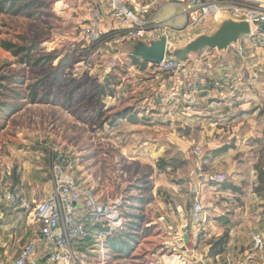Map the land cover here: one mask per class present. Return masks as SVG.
Returning a JSON list of instances; mask_svg holds the SVG:
<instances>
[{"label":"rangeland","instance_id":"374dc122","mask_svg":"<svg viewBox=\"0 0 264 264\" xmlns=\"http://www.w3.org/2000/svg\"><path fill=\"white\" fill-rule=\"evenodd\" d=\"M31 1L32 7L18 15L0 14V40L30 46L36 57L53 54L58 58L48 65H26L0 48L1 73L22 74L27 84L48 76L46 87L50 88L52 73L60 58L71 53L73 57L64 68L60 82L52 88L60 96L52 97L47 103L19 106L18 112L5 119L0 129V168L6 167L3 157L12 159V164L18 167L16 163L24 159L26 151L43 153L51 164L57 161L56 155L62 153L70 161L68 170L83 185L93 188L97 197L109 203L118 199L125 205L135 203L134 196L150 195L139 191V187L147 182L155 183L148 177L154 169H160L162 159L173 163L168 168L175 177L180 176L179 179L188 183L198 182L199 156L195 150L201 147L204 153L207 148L204 141L211 134L227 141L233 131L232 113L237 114L239 108L236 111L235 107L240 106L233 102L226 106L222 102L217 111L208 106L199 111V104H205L199 102V81L204 83L219 69L227 68L226 77L238 78L239 84L226 81L224 91L244 87L243 79L253 73L264 80V33L245 36L224 51L204 49L185 59L178 58L175 50L197 37L199 31L186 40L185 35L181 39L171 35L177 44L172 54L183 61L184 67L165 72L148 62L144 65L145 61L139 57L135 60L132 42H110L119 27L112 17V0ZM91 9L101 11L104 21L105 36L95 44L90 43L84 33V28L94 18ZM209 97L222 96L211 90ZM228 99L244 98L237 95ZM256 103L261 106L257 115L261 114L264 119V96H258ZM89 106L105 111L98 117L85 110ZM125 110L129 113L118 118ZM228 111L231 113L226 115ZM5 113L7 116L8 112ZM114 117L117 122H112ZM203 133L209 137L203 138ZM262 158L260 156L256 162L259 172L264 164ZM260 183L258 177L253 190L262 195L264 190H259ZM194 198L195 193L188 190V210ZM241 199L243 195L238 201ZM157 204L153 201L149 205L137 202L136 207L141 205L142 208L125 206V211L141 214L143 220H147L142 221L139 237L132 242L128 255L113 252L107 247L106 238L102 243L94 234V241L76 243V247L83 250L76 264H152L155 258L156 263L164 264L159 258L164 252L176 260L180 258L167 251L169 248L163 249L165 231L148 222L155 219L153 213L158 209ZM151 225L153 229L145 234L148 232L145 227ZM179 261L183 262L181 258ZM221 264H225L222 258Z\"/></svg>","mask_w":264,"mask_h":264},{"label":"crops","instance_id":"0c3cea01","mask_svg":"<svg viewBox=\"0 0 264 264\" xmlns=\"http://www.w3.org/2000/svg\"><path fill=\"white\" fill-rule=\"evenodd\" d=\"M141 1L142 3L145 1L144 4L149 6L146 18L154 22H166L176 26L184 24L185 14L177 0ZM239 1L245 4L264 6V0ZM227 18L231 17L225 14L220 21L207 24L203 31L199 30V34L215 31L222 20ZM228 69H219L213 77L205 79L204 83L199 81V102L201 100L205 103L204 106L199 104V111H204L207 106L212 111H217V106L222 102L226 106L231 102L235 106L243 105V107H235V110L239 108L237 114L232 113L233 131L229 133L227 141L212 134L204 141L207 148L197 160L199 181L188 183L186 180L179 179L180 176L179 178L175 177L176 174L172 173L170 168H158L154 169L148 177L149 179L153 178L155 183L147 182L139 187V191L149 192L150 195L134 196L135 203H126V205L124 201L116 199L121 203L120 209L132 215L138 214L125 211V206L142 208L141 205H149L153 201L158 203V209L153 213L155 219L148 222L159 225L165 231L163 249L169 248L167 251L179 255L183 261L180 262V258L176 260L173 256H169L168 252H164L162 257L159 255L160 261L162 259L164 264H183L185 261L190 264H221V258L225 264H229L232 261L243 260L252 249L251 232L264 233V193L261 195L253 190V187L257 186L260 174L256 167L257 159L260 156L264 158V119L261 114L257 115L261 106L256 103L258 96H264L262 94L264 93V80L260 75L256 78V74L253 73L252 76L243 79L244 87L227 89L228 92H226L223 89L226 81H230L234 85L239 84L238 78L229 79L226 77ZM251 85H256V87L251 88ZM211 90L217 91V94L222 97L219 99L209 97ZM237 95L244 99H239L240 101L228 99L230 96ZM230 113L228 111L225 114ZM202 127H204L203 124ZM204 136L209 137L206 133L202 134L203 138ZM23 158L16 163L18 166L16 167L15 164H12V159L8 160L3 157L6 167L0 168V197L6 192L13 194V200L3 202L0 208L1 264H15L21 250L28 242L37 241L40 249L43 247L39 225L27 218L24 206H35L54 191L55 186L51 175L52 164L41 152L26 151ZM14 168L18 169L19 183L12 192L10 175ZM260 169L264 172V164ZM221 172L229 175V180L226 182L227 188L225 183L203 180V176L209 178ZM188 190L195 193L194 201L195 199L201 200L205 207V220L200 229L191 219L192 207L188 210L186 206ZM242 195L243 199L238 201ZM137 202L141 204L140 207H136ZM77 209L78 216L83 219L90 231V239L94 241L92 237L94 234L97 235L96 238H100L101 233L105 230L102 221L86 212L83 206L78 205ZM133 219V217H127V220ZM143 221L147 222V220ZM189 225L190 229L187 228ZM225 233L228 234V243L224 252L213 257L210 256L212 245L209 241L217 239ZM105 238L104 240L100 238L102 243ZM76 246L77 244L74 248L77 258H79L83 255V250ZM262 254L264 258V253ZM152 264H158L156 258L153 259Z\"/></svg>","mask_w":264,"mask_h":264},{"label":"built area","instance_id":"2783aa9c","mask_svg":"<svg viewBox=\"0 0 264 264\" xmlns=\"http://www.w3.org/2000/svg\"><path fill=\"white\" fill-rule=\"evenodd\" d=\"M177 0L185 14V22L181 26L170 25L166 22H154L145 17L149 6L138 3L137 0H112V17L119 25L110 42L123 41L144 42L151 45L162 38L167 40V53L164 60L156 65L160 70L179 71L184 67L183 61L172 53L177 44L171 35L185 40L196 36V32L203 31L211 22H218L223 15L228 14L236 21H248L253 32L264 33V6L245 4L239 0ZM94 18L91 24L84 28V33L90 43L99 41L105 36L103 32L102 12L91 9ZM191 38V39H192ZM243 51L242 49L240 50ZM198 156L203 150H195ZM57 161H53L51 175L55 189L44 200L35 206L25 205L27 218L39 225L43 239V247L37 241L28 242L21 250L15 264H76L77 255L75 244L89 237L90 232L83 219L77 214L78 205L83 206L86 212L102 221L105 230L101 233V240L113 232L123 229L126 219L120 209L121 203L102 201L95 194L93 188L83 185L68 170L69 159L59 153ZM204 181L225 183L229 180L227 173H217L212 177L203 176ZM13 200V194L6 192L0 197V208L3 202ZM204 204L195 199L191 209V219L201 228L204 222ZM252 249L240 261L229 264H264V233L252 231L250 234ZM45 244V245H44ZM40 249V250H39ZM1 264V263H0ZM183 264H190L186 261Z\"/></svg>","mask_w":264,"mask_h":264},{"label":"trees","instance_id":"16d2710c","mask_svg":"<svg viewBox=\"0 0 264 264\" xmlns=\"http://www.w3.org/2000/svg\"><path fill=\"white\" fill-rule=\"evenodd\" d=\"M33 1L31 0H0V14H20L30 9L33 5ZM133 46L135 45L134 42ZM0 48L5 51L10 52L13 56L19 58V62L23 64L29 65H40L41 63L50 64L55 61L58 57L56 55H47L36 57L33 56L34 48L26 45H19L10 40H0ZM71 54H68L58 61V64L54 67V72L52 73V82L53 85L49 88L46 87L48 81V76L42 79H36L31 84H27L26 79L22 74L13 76L12 73L4 74L1 73L2 69L0 67V129L4 127L6 118L11 117L10 115L18 112L20 110L19 106H25L27 104H42L47 103L52 97L60 96L56 93L52 88L57 86V83L60 82L62 78V73L64 68L68 65L73 57ZM135 60H139V58L135 55H132ZM33 61V62H32ZM147 63L145 62L144 65ZM23 85H26L23 87ZM8 101H7V100ZM7 109V110H6ZM88 113H95L98 117H101L102 113L105 109H101L95 106H89L85 109ZM8 112L7 116L6 113ZM129 113V110H125L120 112L118 118H123ZM117 117H114L112 122L116 121ZM174 162V160H172ZM173 165L172 162L169 163V160L162 159L161 164L159 165L160 169H166L167 167H171ZM12 180V192L14 191V187L19 183V173H17V168L12 170L10 175ZM260 189L264 190V172H260L259 174ZM222 184V183H220ZM225 186L227 188L228 184L225 182ZM122 211V209H121ZM123 216L126 219L125 226L123 229L113 232L111 235L106 237L107 247L111 248L113 252L119 254H129L130 247L132 242H136L139 237V230L142 226L143 215H132L131 213H124L122 211ZM127 217H133L136 220H127ZM148 231L145 234H149L153 227H145ZM90 232V231H89ZM90 235L87 239L90 241ZM228 234L225 233L223 236L217 239H211L209 241L212 248L210 250V256H216L218 254H222L225 250V246L228 242Z\"/></svg>","mask_w":264,"mask_h":264},{"label":"water","instance_id":"95a60500","mask_svg":"<svg viewBox=\"0 0 264 264\" xmlns=\"http://www.w3.org/2000/svg\"><path fill=\"white\" fill-rule=\"evenodd\" d=\"M264 28V25L260 26ZM255 35L253 28L248 21H236L232 18L222 20L213 33H202L186 43L181 49H176V56L180 59L187 58L192 53H199L201 50L224 51L236 45L243 37ZM167 53V40L162 38L159 41L147 45L138 42L134 46V55L143 61L153 65L160 64ZM190 229V225L187 227ZM187 239V235L185 236Z\"/></svg>","mask_w":264,"mask_h":264}]
</instances>
